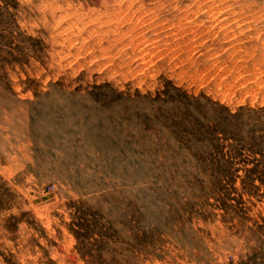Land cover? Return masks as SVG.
<instances>
[{
	"label": "rangeland",
	"instance_id": "1",
	"mask_svg": "<svg viewBox=\"0 0 264 264\" xmlns=\"http://www.w3.org/2000/svg\"><path fill=\"white\" fill-rule=\"evenodd\" d=\"M0 264H264V0H0Z\"/></svg>",
	"mask_w": 264,
	"mask_h": 264
}]
</instances>
